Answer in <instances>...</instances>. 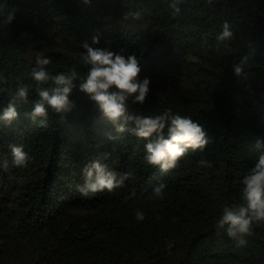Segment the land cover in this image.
<instances>
[{"label":"trees","instance_id":"obj_1","mask_svg":"<svg viewBox=\"0 0 264 264\" xmlns=\"http://www.w3.org/2000/svg\"><path fill=\"white\" fill-rule=\"evenodd\" d=\"M169 3L0 0V75L7 81L0 87L29 86V103L0 125V161L8 164L0 167V264H264V224L243 246L215 226L223 207L239 202L244 175L264 153L256 147L257 138L264 143V0H182L175 18ZM12 8L16 19L5 25ZM135 11L139 19L128 15ZM225 21L233 37L221 43ZM85 41L135 54L151 91L144 104L130 100L129 110L191 117L208 133L205 150H189L161 172L143 159L147 141L117 133L78 88L64 119L49 110L47 127L33 122L35 58H51L50 75H84ZM241 57L244 72L236 76L232 64ZM8 100L0 92V109ZM9 145L24 146L32 157L27 167L13 165ZM94 159L129 173L124 186L82 197V169ZM162 182L164 199L151 198Z\"/></svg>","mask_w":264,"mask_h":264},{"label":"clouds","instance_id":"obj_2","mask_svg":"<svg viewBox=\"0 0 264 264\" xmlns=\"http://www.w3.org/2000/svg\"><path fill=\"white\" fill-rule=\"evenodd\" d=\"M85 5L91 0H82ZM182 0H170L168 5L170 15L175 18L181 12ZM211 4L212 0H208ZM16 8L4 14L3 24L10 25L16 19ZM133 19L141 17L140 11L129 12ZM127 18V17H126ZM233 32L225 21L221 33L216 37L218 42L230 41ZM100 43L99 36L92 37V45ZM227 47V44H225ZM84 51L79 60L88 66L86 74L81 75L75 69L50 75L47 66L50 57L38 55L30 75L37 83L35 89L38 99L32 102L30 113L33 122L40 127H47L49 110L64 119L76 107L71 98L73 90L83 93L91 102L93 110L111 122L117 133H129L138 139L145 140L144 161L158 167L161 172H169L189 152H203L209 144L208 133L197 121L189 116L174 114L171 109L162 114L145 116L129 110V101L133 104H144L150 89V79H140V60L135 54L124 55L107 48L93 47L87 41L83 42ZM247 57H241L239 62H233V74L241 76ZM6 78L0 75V84L6 83ZM78 82V83H77ZM0 92L6 93L9 100L0 109V125H10L18 117V106L29 103V86L19 83L15 90L0 87ZM256 147H264L260 138ZM12 163L19 168L27 167L32 157L25 151L23 145H9ZM201 166L211 167V162L202 159ZM0 167L7 168V160L0 161ZM129 173L117 175L115 171L102 163L100 159L91 160L82 169L83 183L77 186L82 197L95 196L108 191L112 192L124 186ZM240 200L230 206H224L222 215L216 221L217 229H224L226 235L237 246L247 243L246 237L252 234L254 226L264 224V153L258 157L254 167L250 168L241 181ZM166 185L162 182L154 186L151 193L153 199H164ZM135 192L131 194L132 197ZM135 218L145 219L144 213L137 210Z\"/></svg>","mask_w":264,"mask_h":264}]
</instances>
